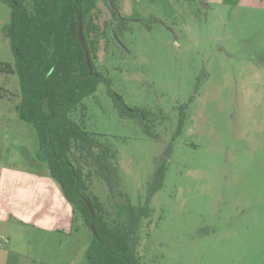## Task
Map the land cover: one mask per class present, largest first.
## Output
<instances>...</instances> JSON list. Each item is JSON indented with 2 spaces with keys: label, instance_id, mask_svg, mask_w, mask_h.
<instances>
[{
  "label": "rangeland",
  "instance_id": "1",
  "mask_svg": "<svg viewBox=\"0 0 264 264\" xmlns=\"http://www.w3.org/2000/svg\"><path fill=\"white\" fill-rule=\"evenodd\" d=\"M115 2L127 27L118 34L108 3L99 2L96 21L109 23L112 45L101 40L96 66L127 105L153 112L160 138L121 118L103 84L83 102L86 129L117 151L121 189L134 206L146 203L172 144L163 188L139 233L141 264H264V13L235 0ZM15 103H0V124L21 161L35 155L38 138ZM182 107L185 124L174 138ZM91 179V193L106 203L112 221L122 199ZM74 226L63 233L18 223L12 234L34 264H89L92 233L81 219Z\"/></svg>",
  "mask_w": 264,
  "mask_h": 264
},
{
  "label": "trees",
  "instance_id": "2",
  "mask_svg": "<svg viewBox=\"0 0 264 264\" xmlns=\"http://www.w3.org/2000/svg\"><path fill=\"white\" fill-rule=\"evenodd\" d=\"M1 1L11 11L2 36L10 41L15 65L4 68L19 78V118L35 129L39 144L37 157L47 163L52 178L61 186L73 208V221L81 219L92 233L87 254L89 264H141L136 251L139 233L143 221L151 217V199L163 188L165 162L172 144L164 154L165 161L154 171L146 203L132 205L121 189L117 151L102 138L104 135L86 129L87 107L83 102L103 84L121 118L138 121L144 133L154 140L160 135L155 131L153 112L127 105L112 89V79L96 66L101 40L111 44L112 39L109 23L101 27L96 21L101 0ZM105 3L118 22V34H122L128 20L119 16L116 2L111 5L110 0H105ZM80 16L84 45L79 34ZM113 40L120 50L114 37ZM185 119L182 107L174 138L182 133ZM89 165L91 169L86 172ZM94 177L104 182L111 195L122 199L116 205L112 221L107 219L106 203L91 193L89 181L93 179H89Z\"/></svg>",
  "mask_w": 264,
  "mask_h": 264
},
{
  "label": "crops",
  "instance_id": "3",
  "mask_svg": "<svg viewBox=\"0 0 264 264\" xmlns=\"http://www.w3.org/2000/svg\"><path fill=\"white\" fill-rule=\"evenodd\" d=\"M235 4L241 9L264 13V0H235ZM0 14L5 16V20L0 21V103L17 99L14 110L19 116L21 88H15L20 86L19 78L12 70L4 68L15 65V58L12 62L9 60V54L13 53L10 41L2 36L3 28L10 22L11 11L7 5L2 6L1 0ZM3 129L0 124V264H34L25 249L17 248L19 240L13 237V224L45 232L70 233L77 221H73V208L61 186L52 178L47 163L37 157L39 144L34 148L35 155L22 156L19 161L14 152L17 150L5 141L11 134L2 133Z\"/></svg>",
  "mask_w": 264,
  "mask_h": 264
},
{
  "label": "water",
  "instance_id": "4",
  "mask_svg": "<svg viewBox=\"0 0 264 264\" xmlns=\"http://www.w3.org/2000/svg\"><path fill=\"white\" fill-rule=\"evenodd\" d=\"M110 2H111V5H113L114 2H115V0H110ZM118 13H119V11H118ZM119 16H121L120 13H119ZM79 20H80L79 21V34H80L81 42L84 45L85 41H84L83 30H82L83 24H82V17L81 16H80V19ZM86 54H87L88 65H89V67H90V69L92 71V67H91V63H90L91 61H90V58H89V54L88 53H86ZM92 229L95 232L94 226H92Z\"/></svg>",
  "mask_w": 264,
  "mask_h": 264
}]
</instances>
